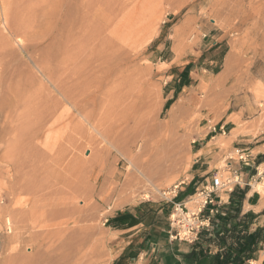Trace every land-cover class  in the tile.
<instances>
[{
    "label": "rangeland",
    "instance_id": "obj_1",
    "mask_svg": "<svg viewBox=\"0 0 264 264\" xmlns=\"http://www.w3.org/2000/svg\"><path fill=\"white\" fill-rule=\"evenodd\" d=\"M112 4L108 5L111 7ZM112 7L107 15L113 10L109 14L112 18L109 17L118 18V11ZM141 20L134 22L135 27L121 43L120 51L128 58L125 59L128 65L125 66L127 71L123 72L124 81L120 78L116 89H112L104 101L97 100L94 127L83 123L84 133L78 122L81 118L69 107L65 111V114L73 113L78 126V133L71 132L73 142L70 144L65 139L64 147L66 160L72 165L68 173L80 188L79 195L72 199L73 205L79 208L80 221L79 225L70 223L68 231L63 234L61 251L53 256L63 261L56 264H111L126 248V241H123L126 235L114 231L110 220L122 211L138 210L137 207L148 216L156 208L176 201V197L172 199L174 194L167 193L175 185H179L178 190L190 186V177L196 166L195 150L199 146L205 145L213 155L204 165L209 167L210 180L217 171L225 180L230 177L231 169L223 160H237L233 143L238 147L252 146L254 141L264 143V0H159L153 14ZM112 21H117L115 24L121 29L119 18ZM2 27L0 24V34H5L7 44L15 50L12 62L27 64L30 85L44 84L50 93L55 94L38 75L34 63L16 46V37ZM54 49L53 56L58 54V47ZM34 69L37 73L31 72ZM215 81L222 86L219 99L210 90L209 83ZM33 86L35 90L37 87ZM111 96L119 100L114 106L108 101ZM129 100L135 103H129ZM124 106L127 107L126 114L122 112ZM226 121V134L223 135L218 127ZM158 125L160 131L155 130ZM118 131L120 135H116ZM66 132L63 131L64 137ZM124 135H136V143L141 148L146 140H160L162 143L159 141L161 144L157 148L164 144L161 149L163 153L167 152L162 161L167 160L164 163L169 165L162 164L173 166V170L161 178L138 175L123 156L127 153V147L122 144ZM136 143L129 149L132 155H139L143 150L138 151ZM157 148L156 152L159 150L163 156L161 149ZM159 151L152 152L158 156ZM161 156L157 158L161 159ZM258 172L262 178L259 176L257 181L251 182L252 190L258 185L260 190L257 191L264 194V165ZM134 175L139 178L126 187L127 180ZM24 197L27 198L26 195L17 198ZM1 203L0 264H46L44 242L26 239L27 234L26 238L23 235L17 240L14 233L21 227H18V221L15 225L12 220L9 225L5 223L4 219L10 217L9 208ZM5 206L7 216L3 213ZM187 208L192 211L193 204H187ZM172 209L173 204L167 211L168 217ZM248 217L251 219L246 221L260 223L264 228V218ZM62 219L65 221L68 216ZM249 228L252 227L246 229ZM261 231L262 235L263 229ZM209 232L211 230L202 232V240L200 236L197 240L206 243L204 240Z\"/></svg>",
    "mask_w": 264,
    "mask_h": 264
},
{
    "label": "bare ground",
    "instance_id": "obj_2",
    "mask_svg": "<svg viewBox=\"0 0 264 264\" xmlns=\"http://www.w3.org/2000/svg\"><path fill=\"white\" fill-rule=\"evenodd\" d=\"M157 1L0 0V24L8 34L16 37V46L34 63L38 75L55 93H50L40 83L39 88L32 85L36 88L32 89L27 64L12 62L15 50L7 44V37L1 32L0 35L5 37L0 36V202L8 205L10 215L3 219L7 225L10 220L15 221L14 225L18 221L17 226L22 232L14 227L17 228L14 233L17 240L27 234L26 239L44 242L46 264L59 261L58 256H55L57 260L53 256L61 251L63 234L68 231L70 223L80 221L79 208L72 203L80 188L68 173L72 165L66 160L64 147V140L70 142L72 139L71 132L78 133L77 120L72 114L81 118L78 120L81 130L85 126L83 123L94 125L97 100L104 101L111 90L116 89V84L124 81L128 58L120 51L122 41L129 36L135 21H143L153 14ZM108 4L118 11L121 29L116 26L117 21H112L118 19L117 16L111 19L109 15L113 10L107 15L106 12L113 8ZM54 44L57 46L53 47ZM57 47L58 54L53 56L52 49L55 51ZM209 85L214 97L219 99L220 83L215 81ZM108 101H112L113 106L115 101L119 102L112 96ZM126 106L122 110L125 114L129 108ZM67 107L71 108L72 114H65ZM158 126L156 131L161 127ZM164 127L167 129L166 125ZM64 130L67 131L66 137L63 136ZM118 133L116 135H120ZM123 137L122 144L127 147L123 156L138 175L161 178L173 170V166L162 164L167 161H162L167 150L163 153L164 144L157 148L162 143L160 140H146L141 148L136 143V135ZM135 143L138 151L143 149L139 155H132L129 151ZM155 148L161 149L163 156L159 150L160 155L157 154L161 159L154 155ZM136 178V175L131 176L124 185L127 187ZM259 188L257 186L256 190ZM22 195L27 198H17ZM6 208L3 210L5 216ZM66 216L68 219L63 221Z\"/></svg>",
    "mask_w": 264,
    "mask_h": 264
},
{
    "label": "crops",
    "instance_id": "obj_3",
    "mask_svg": "<svg viewBox=\"0 0 264 264\" xmlns=\"http://www.w3.org/2000/svg\"><path fill=\"white\" fill-rule=\"evenodd\" d=\"M227 123L226 121L218 127L219 131L224 132L223 135L226 134L224 128ZM229 133L228 129L227 134ZM254 142L252 146L243 147L236 146L237 143L232 144L235 150L246 151L250 157L246 164L238 159H228L229 168L238 174L239 181L231 191L215 195L218 213L212 218L211 232L205 237L209 239L208 243H201V248L197 247L203 238L202 235H199V241L193 243L172 240L169 237L167 215L172 204L182 203L187 207L194 191L210 181L209 167L204 165L213 155L204 145L195 150L197 157L194 160L195 169L190 177L192 183L177 191L176 201L166 207L156 208L148 216H144L147 214L137 207L138 210L122 211L110 220L114 231L126 235L123 239L126 241V248L116 255L111 264H213L216 258L217 263L227 258L226 264H264V228L260 223L251 224L246 221L251 219L248 217L251 215L264 218L261 214L264 210V194L256 190L258 185L254 186L255 190H252L251 186V182L261 177L258 171L259 167L264 165V150H260L263 149L264 143ZM252 151H256L255 154H252ZM248 226L252 228L247 230ZM261 229L263 234L258 239L248 237ZM215 235L222 236V241L215 242ZM237 235L239 238L235 239ZM191 252L194 253L189 255ZM238 256L240 261L237 262L235 258Z\"/></svg>",
    "mask_w": 264,
    "mask_h": 264
},
{
    "label": "built area",
    "instance_id": "obj_4",
    "mask_svg": "<svg viewBox=\"0 0 264 264\" xmlns=\"http://www.w3.org/2000/svg\"><path fill=\"white\" fill-rule=\"evenodd\" d=\"M222 134L224 132L221 130ZM237 159L246 164L249 154L246 151L235 150ZM228 158L223 160L229 168ZM230 171V177L225 180L217 171L211 180L205 183L200 189L195 190L194 194L189 198V202L193 204V210L189 211L186 204L175 203L168 217L169 237L172 240H183L190 243L195 242L202 232H207L212 226V218L218 213L216 207L215 195L221 191H231L238 183V174ZM178 186L175 185L167 194L176 196ZM172 199H169L171 201Z\"/></svg>",
    "mask_w": 264,
    "mask_h": 264
},
{
    "label": "trees",
    "instance_id": "obj_5",
    "mask_svg": "<svg viewBox=\"0 0 264 264\" xmlns=\"http://www.w3.org/2000/svg\"><path fill=\"white\" fill-rule=\"evenodd\" d=\"M262 215H264V210L262 211V213H261ZM261 233H262V231L261 230H256L252 235H250V236H248V237H254V238H259V236H261ZM245 236V235H244ZM237 238H239V235H237V237L235 236V239H237ZM221 239H223L222 238V236H219V235H215L214 236V240H215V242H217V241H222ZM206 243H208L209 242V239H206V240H204ZM197 245V244H196ZM197 247H200L201 248V242L199 243V246L197 245ZM200 251V250H199ZM194 252H191L189 255H192ZM217 258L214 260V263L213 264H226L227 263V258H224V260H223V262H221V263H217ZM235 261H240V257L238 256V257H236L235 258Z\"/></svg>",
    "mask_w": 264,
    "mask_h": 264
}]
</instances>
